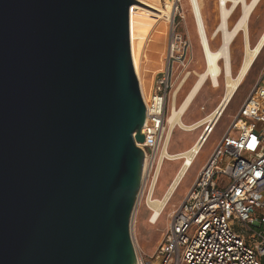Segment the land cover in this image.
I'll return each instance as SVG.
<instances>
[{"label":"water","instance_id":"obj_1","mask_svg":"<svg viewBox=\"0 0 264 264\" xmlns=\"http://www.w3.org/2000/svg\"><path fill=\"white\" fill-rule=\"evenodd\" d=\"M137 0H0V264H138Z\"/></svg>","mask_w":264,"mask_h":264},{"label":"built area","instance_id":"obj_2","mask_svg":"<svg viewBox=\"0 0 264 264\" xmlns=\"http://www.w3.org/2000/svg\"><path fill=\"white\" fill-rule=\"evenodd\" d=\"M181 40L172 33L171 55ZM173 70L169 62L150 91L143 94L141 88L147 113L142 128L145 140L138 144L149 165L143 185L160 161L169 160L164 148ZM209 123L202 124L201 134L189 148L200 143L195 157L214 132ZM138 264H264V71L186 196L172 209L151 260L140 257Z\"/></svg>","mask_w":264,"mask_h":264},{"label":"rangeland","instance_id":"obj_3","mask_svg":"<svg viewBox=\"0 0 264 264\" xmlns=\"http://www.w3.org/2000/svg\"><path fill=\"white\" fill-rule=\"evenodd\" d=\"M199 1L206 25L208 40L211 48L215 50L226 40L223 37L225 29L231 31L236 25L241 15V6L237 5L232 8L233 2L229 1L228 8L230 12L224 21L218 0ZM166 2L167 0L161 1L162 7L166 8ZM172 11L175 13L172 21L171 18L168 20L169 18L165 17L157 22L155 21L156 25L154 24V27L153 25L151 26L152 23L146 24L151 29L148 28L150 30L146 33L143 42V62L140 64V72L145 92L150 91L156 76L167 67L169 62L174 66L173 87L171 88V93L168 98L167 115L170 113V109L173 105L180 107L183 104L207 66L190 0H172L171 12ZM248 26L251 44L254 45L264 31V0H261L252 13ZM139 32L138 30V33ZM173 32L180 35L182 40L178 41L177 48L173 51L172 56L171 41ZM229 41L228 50L230 61L232 62V72L233 76H237L246 52L244 32L241 31L237 37ZM169 54L171 56H169ZM222 62H224V59ZM263 71L264 50L258 57L246 80L241 85L235 98L218 122L214 132L205 141L200 155L183 177L170 203L156 223L151 221L153 206L149 198L152 196L154 199H157L164 196L166 192H164V190L168 188L173 177L182 167V161L166 160L163 162L152 193V177L150 175L147 178L137 199L131 220L133 241L139 258L142 257L146 261L151 260V256L168 226L172 209L186 196L188 190L198 177L199 171L211 156L219 140L229 129L240 107L258 82ZM213 81L211 77H206L195 94L190 109L182 115L184 122L187 124H191L208 116L225 97L229 89V79L226 73L223 72L216 83ZM167 130L169 133L168 122ZM202 130L203 127L194 131H187L179 126L175 127L174 130L170 132V153L182 152L190 148L201 134ZM238 133V130L232 131L233 135H238ZM163 192L164 194L161 195Z\"/></svg>","mask_w":264,"mask_h":264},{"label":"bare ground","instance_id":"obj_4","mask_svg":"<svg viewBox=\"0 0 264 264\" xmlns=\"http://www.w3.org/2000/svg\"><path fill=\"white\" fill-rule=\"evenodd\" d=\"M137 1L160 11L159 13L136 3H132L131 5V52H132L135 70L140 79V84L143 94H145V89L143 86L142 76L140 72V64H142L143 62V49H144L143 42L145 40L146 33L148 32V30L151 29L146 24L152 23L151 26L153 25L154 27V24L158 20L163 19L165 17L169 18L168 20H170L171 18L172 21L175 13L173 11L171 12L172 0H167V2L165 3L166 8L162 7L161 5L162 0H137ZM218 1L224 21L230 12V9L228 8L229 1L233 2L232 8L237 5L241 6V15L238 18L236 25L231 31H229V29L228 30L225 29L223 34V37L226 39L225 42L219 48L214 50L213 48H211L208 40L206 25L200 8L201 5L199 4L200 1L190 0L196 18L197 30L200 35L201 44L204 50L207 66H206V70L201 74L200 79L198 80V82L196 83V85L194 86V88L186 98V100L183 102V104L180 107L173 105L172 108L170 109V113L166 115L167 122L169 124V133L167 130L168 143L164 148V152L168 154L169 160H181L182 167L173 177L172 182L168 186L162 198L154 199L152 196H150L149 200L151 201V205L153 206L151 221L154 223H156L161 218L162 214L165 211V208L170 203L173 194L178 189L180 182H182L183 177L195 162L197 157L194 156V150L198 149L200 145V143L195 145L194 149L190 151L188 148L187 150L182 152L170 153L169 151L170 132H172L174 128L177 126L187 131H194L201 128L204 122L208 123L209 120L210 123L208 125V129H212L211 131L213 132L218 122L224 115L225 111L227 110V108L235 98L241 85L244 83L248 74L254 67L258 57L264 50V31L260 35L257 42L254 45H252L250 39L249 26H248L250 17L254 12V10L259 5V3L261 2V0H218ZM138 30L140 31L139 33ZM241 31H243L245 35L246 52L237 76H233L232 62L230 61L229 50H228L229 42H230L229 40L237 37ZM169 56L171 55L169 54ZM223 59L224 62H222ZM223 72L226 73L227 78L229 79L228 81L229 89L225 97L221 101V103L205 118L199 119L191 124H187L186 122H184L182 115L184 114V112L190 109L192 105V100L194 99L195 94L197 93L200 86L203 84L206 77H211L216 83ZM204 137L205 135L203 136V138ZM201 150H199V152ZM164 161L166 160L160 161L158 168L152 177L151 193L154 191V186L156 185V182L159 177V171ZM148 170H149V165L148 162H146L145 163L146 175L148 173Z\"/></svg>","mask_w":264,"mask_h":264},{"label":"crops","instance_id":"obj_5","mask_svg":"<svg viewBox=\"0 0 264 264\" xmlns=\"http://www.w3.org/2000/svg\"><path fill=\"white\" fill-rule=\"evenodd\" d=\"M177 149H179V148H177ZM166 189H167V188H166ZM166 189L164 190V192L166 191ZM164 192H163L161 195H163V194H164ZM161 195H160V196H161Z\"/></svg>","mask_w":264,"mask_h":264}]
</instances>
